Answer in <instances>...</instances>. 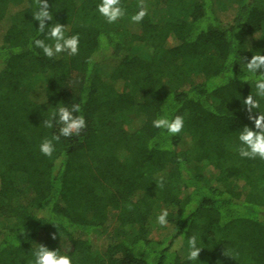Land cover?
Segmentation results:
<instances>
[{"label": "trees", "instance_id": "trees-1", "mask_svg": "<svg viewBox=\"0 0 264 264\" xmlns=\"http://www.w3.org/2000/svg\"><path fill=\"white\" fill-rule=\"evenodd\" d=\"M169 1L145 0L136 24L138 0H121L126 15L109 24L101 0H49L47 23L79 35L78 55L49 59L29 47L52 43L36 0H0V264H30L38 243L73 264H264V160L235 151L254 128L244 57L264 54V39L243 42L264 33V0L227 18L211 0ZM75 103L87 127L43 155L59 131L43 119ZM164 115L183 117L180 134L153 127ZM108 229L114 239L97 241Z\"/></svg>", "mask_w": 264, "mask_h": 264}, {"label": "clouds", "instance_id": "clouds-1", "mask_svg": "<svg viewBox=\"0 0 264 264\" xmlns=\"http://www.w3.org/2000/svg\"><path fill=\"white\" fill-rule=\"evenodd\" d=\"M38 10L33 13L34 19L39 21L38 31L47 36L45 39L35 38L29 47L33 45L42 50L43 54L51 59L58 54L67 53L69 56L79 54V35H66L65 25L59 22L48 24L47 21L53 20L49 0H36ZM138 11L131 15L133 23H140L148 14V8L145 0H138ZM97 11L104 17L109 24L118 22L126 15V9L122 6L121 0H101L97 5ZM51 25V26H50ZM47 29V31H46ZM232 59L231 57L229 58ZM244 83H250L255 89V93L249 94L242 99V105L248 114V119L254 123V128L245 125L239 132V144L235 146V151L241 158L264 160V110H261L260 100L264 99V54L255 53L251 59L244 57ZM259 97V99H257ZM77 113H80L77 115ZM153 127L164 129L169 135H178L184 127V119L180 115L174 118H168L166 115L159 116L153 120ZM59 125L58 134H53L50 138L45 137L39 145L40 152L51 157L55 151V142H59L61 137H71L79 135L87 127V121L82 114L81 104L75 103L71 107L66 104L58 105L47 119H43V126L52 129ZM157 182V187H163L164 179L161 177ZM168 211L165 209L157 215L156 222L161 227L168 224ZM53 224V223H52ZM56 226V224H54ZM57 227V226H56ZM56 238V234H52ZM39 246L33 250L34 260L30 264H73L70 255L61 254L58 250H52L45 244L38 243ZM189 261L199 259L202 247L198 246L195 235L188 239ZM231 256L230 254H227Z\"/></svg>", "mask_w": 264, "mask_h": 264}, {"label": "rangeland", "instance_id": "rangeland-1", "mask_svg": "<svg viewBox=\"0 0 264 264\" xmlns=\"http://www.w3.org/2000/svg\"><path fill=\"white\" fill-rule=\"evenodd\" d=\"M211 1H212V5H213L212 7H213L214 13L220 18H227V17L234 16L239 7V0H211ZM169 2H170L169 0H166V3H169ZM181 11L182 9L179 11V13H176L179 19L183 15V12ZM261 39H264V33L261 36L257 35V36H249L245 38L243 44L244 46H251L252 44L256 43L258 40H261ZM112 233H113L112 230L108 229V230H105L104 232H101L100 234H95V235H96L97 241L101 243L107 239L108 240L114 239L115 236Z\"/></svg>", "mask_w": 264, "mask_h": 264}]
</instances>
